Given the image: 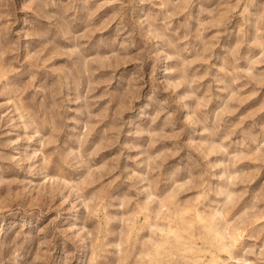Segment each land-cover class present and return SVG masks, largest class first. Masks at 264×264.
I'll return each mask as SVG.
<instances>
[{"label": "clouds", "instance_id": "1", "mask_svg": "<svg viewBox=\"0 0 264 264\" xmlns=\"http://www.w3.org/2000/svg\"><path fill=\"white\" fill-rule=\"evenodd\" d=\"M0 264H264V0H0Z\"/></svg>", "mask_w": 264, "mask_h": 264}]
</instances>
